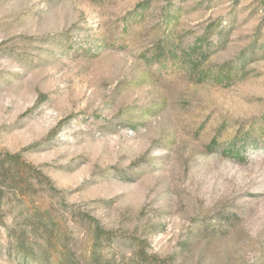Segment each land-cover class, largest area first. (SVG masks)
I'll return each mask as SVG.
<instances>
[{"label": "rangeland", "instance_id": "1", "mask_svg": "<svg viewBox=\"0 0 264 264\" xmlns=\"http://www.w3.org/2000/svg\"><path fill=\"white\" fill-rule=\"evenodd\" d=\"M0 151V264H264V0H0Z\"/></svg>", "mask_w": 264, "mask_h": 264}, {"label": "trees", "instance_id": "2", "mask_svg": "<svg viewBox=\"0 0 264 264\" xmlns=\"http://www.w3.org/2000/svg\"><path fill=\"white\" fill-rule=\"evenodd\" d=\"M32 176L31 178L29 176ZM46 186L49 192H55L51 180L40 168L27 162L19 153H9L0 151V197L5 190H11L14 195L21 197H31L37 194V183ZM2 195V196H1ZM94 228L93 252L89 260H77L73 257L70 250L65 248L59 253L55 264H119L112 257H105L103 251L112 247L109 232L100 228L95 222H91ZM146 240H140L132 245V253L129 259L122 264H173V257L161 258L155 254L149 253ZM25 258H29V252L24 248H19Z\"/></svg>", "mask_w": 264, "mask_h": 264}]
</instances>
